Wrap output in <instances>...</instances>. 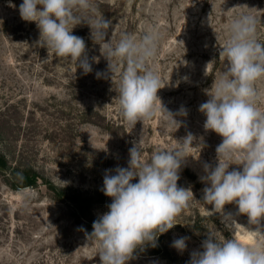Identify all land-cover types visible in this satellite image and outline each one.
I'll return each mask as SVG.
<instances>
[{
	"label": "rangeland",
	"instance_id": "obj_1",
	"mask_svg": "<svg viewBox=\"0 0 264 264\" xmlns=\"http://www.w3.org/2000/svg\"><path fill=\"white\" fill-rule=\"evenodd\" d=\"M22 2L0 0V154L9 164L0 169V264H101L98 244L88 235L111 203L102 191L105 170L128 167L135 143L150 159L157 148H173L188 133L196 137V148L189 150L192 156L177 183L190 188L196 201L177 217L174 228L159 236L157 247L137 249L128 264H188L213 228L249 243L248 217L236 215L235 204L225 205L238 223L234 230L225 228L219 214L209 217L206 209L212 206L203 204V165L215 166L222 137L205 131L199 105L209 99L207 93L227 63L219 58V49L234 18L255 16L264 42V0H96L112 21L106 40L113 36L115 44L122 33L137 39L152 29L159 33L158 54L148 66L160 76L162 104L173 113L187 110L186 117L176 116L183 122L177 130L159 115L127 125L115 99L123 62L114 61L120 71L112 80L107 74L97 78V72L107 73L108 62L84 23L73 35L85 40L92 72L84 74L75 62L38 47L36 24L20 17ZM256 86L264 107V80ZM239 167L231 165L229 171ZM25 171L37 175L36 183L18 188ZM184 236L190 239L181 253L171 244Z\"/></svg>",
	"mask_w": 264,
	"mask_h": 264
},
{
	"label": "clouds",
	"instance_id": "obj_2",
	"mask_svg": "<svg viewBox=\"0 0 264 264\" xmlns=\"http://www.w3.org/2000/svg\"><path fill=\"white\" fill-rule=\"evenodd\" d=\"M19 14L23 21L36 24L38 47L75 62L84 74L92 72V64L85 40L73 35V29L82 23L89 26L91 39L108 62L107 73L97 72V78L107 74L112 80L120 71L114 61L124 64L115 99L127 125L134 127L158 115L176 130L182 125L176 116L186 117L187 110L181 107L173 113L162 104L157 94L162 88L160 76L148 66L158 54L160 35L155 29L139 39L122 33L114 44L113 36L106 40L112 21L99 11L96 0H23ZM259 23L246 14L231 21L228 38L219 49V58L227 63L208 91L209 99L199 105L206 117L205 131L222 137L215 166L203 165V204L211 205L206 209L209 217L219 214L229 230L238 223L225 212V205L235 204L236 215L248 217L250 242L226 238L213 228L206 233L202 250L191 252L188 264H264V107L256 86L264 80V42L258 38ZM92 60L96 62L95 57ZM195 140L188 133L173 148H157L150 159L144 158L140 142L135 143L129 149L128 167L105 170L102 191L111 203L93 221L88 235L98 244L101 264H128L137 249L157 247L159 236L174 228L177 217L196 201L190 188L177 183L182 165L192 156L189 150L196 148ZM197 147L201 150L203 145ZM231 165L240 167L229 171ZM189 239H174L171 247L183 253Z\"/></svg>",
	"mask_w": 264,
	"mask_h": 264
},
{
	"label": "trees",
	"instance_id": "obj_3",
	"mask_svg": "<svg viewBox=\"0 0 264 264\" xmlns=\"http://www.w3.org/2000/svg\"><path fill=\"white\" fill-rule=\"evenodd\" d=\"M9 167L8 161L3 156L0 154V169L5 170ZM16 177V176H15ZM37 175L32 174L30 171L28 172H23L22 175L19 177V184H17L18 188H23L27 186H33L36 183Z\"/></svg>",
	"mask_w": 264,
	"mask_h": 264
}]
</instances>
